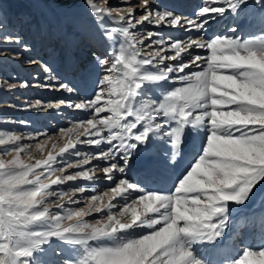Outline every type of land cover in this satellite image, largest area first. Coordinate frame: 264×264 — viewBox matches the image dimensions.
<instances>
[{"label":"snow or ice","instance_id":"1","mask_svg":"<svg viewBox=\"0 0 264 264\" xmlns=\"http://www.w3.org/2000/svg\"><path fill=\"white\" fill-rule=\"evenodd\" d=\"M83 7L90 26L82 30L106 48L103 56L89 49L79 65L82 80L94 77L91 89L81 98L80 85L58 74L35 86L69 94L48 107L64 104L87 113L76 125L84 128L85 139L78 142L96 151L61 162L74 168L103 161L104 178L114 185L105 192L109 202L93 195L86 208L73 210L46 199L68 195L50 191L35 171L59 170L53 169L55 158L25 164L27 146L19 141L35 134L0 137V144L12 145L3 155L15 153L0 159V264H249L248 257L264 264V196L257 200L264 192V0H199L191 16L161 9L155 0H140L138 18L134 6L125 14L107 0H84ZM0 18L6 19L2 11ZM145 23L195 35L153 39L158 32L134 31ZM42 33L66 42L76 34L59 23L55 32L37 25L36 34ZM0 40L30 51L15 26L0 27ZM73 147L69 142L60 152ZM134 165L141 178L168 172L167 191L131 177ZM78 176L92 179L81 168L51 183ZM116 198L126 202L119 216L128 219L112 212ZM78 202L70 198L67 205ZM53 204L58 212L51 211ZM104 209L106 220L85 219ZM238 213L251 225L242 248L233 240Z\"/></svg>","mask_w":264,"mask_h":264},{"label":"bare ground","instance_id":"2","mask_svg":"<svg viewBox=\"0 0 264 264\" xmlns=\"http://www.w3.org/2000/svg\"><path fill=\"white\" fill-rule=\"evenodd\" d=\"M0 1L4 14L7 16V25L17 27L19 35L27 42L28 48L30 49L28 52H21L15 44L0 43V48H8V51L0 53L1 117L5 115L11 118L12 121L9 126L12 129L11 131L14 132L12 135L25 136L27 133L35 134L33 138L23 139L19 141V143L23 144L25 141L30 143L34 142V145L31 144L28 146L32 147L34 150L38 148L36 141H39V138L48 141L47 145H44L45 141L38 143L40 145L38 149H41L39 155L41 154L42 161L47 160L51 155L55 158L53 166H61L60 171H58L59 173L57 171V173H53V171L48 172L45 175V181L41 182L50 185V191L58 193L60 190L67 192L68 188L72 190L80 186L86 188V191L83 193L78 191L73 193V191L69 189L70 192H67L68 195L63 196L62 199L58 197L59 203L65 204L73 210H79L80 208H86L91 197L95 195L101 197L103 203L107 204L109 202V197L105 196V192L114 185H111L110 182L104 178L102 171L104 166L103 161L92 159L88 165L81 164L79 167L74 168H69L66 163L61 162L82 160L84 154L96 151L93 146L78 142L85 139L83 135L84 128H77L76 125L87 118V113L83 110L68 108L64 104L59 105L58 108L48 107L50 103H58L61 100L67 99L69 94L50 88L35 86L36 84H44L50 75L58 74L62 79L72 80L74 83L80 85L82 93L81 98H83V93L85 91L91 89L92 79L94 77L82 80L84 73L79 70V65L86 58L85 54L89 49H95L98 54L103 56L106 54V48L105 45L98 40H89L87 34L82 30L81 26H90L89 18L83 7L84 0H66L65 3L71 6L69 9H58L53 4L39 0ZM139 2L140 0L122 1L124 6H134V12L137 18L141 12V9L138 7ZM155 3L161 9L167 8L168 10L175 11L177 14L191 16L199 0H155ZM126 9H124L125 14ZM18 17H22L19 22L17 21ZM58 23L64 25L69 32L76 33L71 37L69 42L58 38L56 35H53L51 38H46L43 33L39 36L36 34L37 25L46 26L49 31L55 32ZM136 30H142V35L144 36H147L149 31L158 32L159 35L154 36L153 39L163 37L166 41L168 37H171L173 40L182 41L189 35H195V33L186 32L184 29H173L167 25L156 26L147 23L138 26L134 31ZM215 30L223 31L219 26H217ZM52 43L55 45L51 48L50 46ZM147 43L148 41L146 40L145 44ZM153 47L156 46L153 45ZM194 51L203 54L202 50ZM11 55H14V57ZM24 58L34 59L37 63L30 64L27 62L24 65L23 62H21ZM43 64H46L51 69L50 73L44 71L42 67ZM22 76L23 79H20ZM24 80L28 81L27 87H21L20 83H18V81ZM73 98L75 99V97ZM29 99L33 100L27 102ZM37 102H42V106H38ZM0 121L2 122L3 120L0 119ZM22 121L27 123H20ZM69 142L73 143L74 147L67 149V151L62 154L60 149L64 148ZM156 143L159 145V142ZM158 150L159 148L155 151ZM76 152L81 153V155H74ZM137 167L138 166L134 165L129 172L131 177L140 179L141 183L147 184L149 189L156 192L163 193L167 191L170 181V174L168 172L159 169L156 170L151 177L141 178L140 173L137 171ZM81 168L89 171V175L92 177L91 180L78 176L73 181H62L59 185H53L51 183L64 173L75 174ZM47 171L49 170L47 169ZM261 196H264V192L258 194V201ZM70 198L78 200L79 202L77 204L67 205ZM111 202L117 205V207L112 209V212L117 218L122 220L128 219L127 217L119 216V212L126 202L121 198H116ZM51 210H55V212L59 211L55 204ZM106 211L107 209H104L101 213L93 212L86 216L85 219L91 223H95V221L101 219V217L106 220ZM75 222L76 219L74 218L71 221H65V225L74 224ZM233 226L235 231V236L233 238L234 244L238 248H242L244 246L241 242L243 233L246 227L250 228L251 225L244 219L243 214L238 213V215L233 217ZM250 246L256 247L255 242L253 241ZM248 261L249 264H258L259 257H248Z\"/></svg>","mask_w":264,"mask_h":264},{"label":"rangeland","instance_id":"3","mask_svg":"<svg viewBox=\"0 0 264 264\" xmlns=\"http://www.w3.org/2000/svg\"><path fill=\"white\" fill-rule=\"evenodd\" d=\"M27 1H32V0H27ZM39 1H45V2H47L49 4H53L58 9L59 8H64V9L65 8H68V9L71 8V6L69 4H66L65 3L66 0H39ZM122 1L123 0H107V3L109 5H111L113 8L126 9L127 6L126 5L124 6L123 3H122ZM96 2H98L100 4H104V0H96ZM119 4H122V5H119ZM0 11L3 12V16L6 17V19H7V16L4 14L3 7L1 6V1H0ZM0 19H2V18H0ZM6 19H2V24H0V27H3L5 29H7L9 27L7 25V23H6L7 22ZM1 42H3V41L0 40V43ZM54 45L55 44L52 43L50 47L52 48ZM11 56L14 57V55H11ZM40 56H39V58H40ZM12 59H14V58H12ZM29 60H30V58H24V59L21 60V62H23V64L25 65ZM20 79H23V76L20 77ZM32 100L33 99H29V101H27V102H30ZM0 119L4 121V122L2 121L3 123L0 121L1 122L0 123V137H2L5 140H7L8 136H11L14 133V132L11 131L12 129L9 126V124L11 123L12 120H11V118L9 116H5V115L2 116V117L0 115ZM44 138H47V137H44ZM39 139H38L39 141H36L37 144L39 142H41V141H45L46 140V139H43V138H39ZM33 143L26 142V141L23 143L27 147L25 148V151L21 154V159H22L23 163L28 164V165H36L35 163L37 161H42L43 160L41 154L39 155V153L41 151V149H38L39 147L37 149H34V150H33L32 147H28L29 145H31ZM47 144H48V141H45L44 145H47ZM2 145H4V146H2ZM10 147H12V145L0 144V159H2L4 161H8V160H11L14 157L15 153H11L9 155H3V152H4L5 148H10ZM53 169H59V170H53V173L56 172V171L58 172V171H60L61 166H53ZM35 171L37 172V175L40 177L41 182L45 181V175L48 172H50V171H47V168L46 167L45 168H36ZM66 175H68V173H64V174L60 175V177H63V176H66ZM29 178H31V176ZM64 181H66V180H64ZM69 189L70 188H68V191L67 192H70L72 190V189H70V191H69ZM66 190H67V188H66ZM52 197L51 196H46L45 198L46 199H49V200H52V201H57V200L59 201L57 195L56 196L55 195H52ZM53 205L51 206V208L53 207ZM51 211L55 212V210H51ZM236 215H238V214H236Z\"/></svg>","mask_w":264,"mask_h":264}]
</instances>
